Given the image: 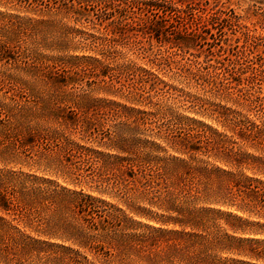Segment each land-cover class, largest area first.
<instances>
[{"label":"rangeland","instance_id":"1","mask_svg":"<svg viewBox=\"0 0 264 264\" xmlns=\"http://www.w3.org/2000/svg\"><path fill=\"white\" fill-rule=\"evenodd\" d=\"M0 264H264V0H0Z\"/></svg>","mask_w":264,"mask_h":264},{"label":"trees","instance_id":"2","mask_svg":"<svg viewBox=\"0 0 264 264\" xmlns=\"http://www.w3.org/2000/svg\"><path fill=\"white\" fill-rule=\"evenodd\" d=\"M0 208L3 209V210H8L9 209L8 203L2 197H1V201H0Z\"/></svg>","mask_w":264,"mask_h":264}]
</instances>
